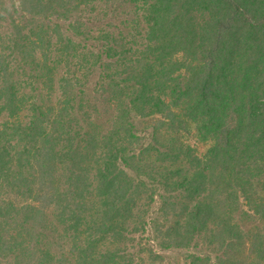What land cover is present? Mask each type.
<instances>
[{
  "label": "trees",
  "instance_id": "1",
  "mask_svg": "<svg viewBox=\"0 0 264 264\" xmlns=\"http://www.w3.org/2000/svg\"><path fill=\"white\" fill-rule=\"evenodd\" d=\"M91 1L21 0V5L31 14L68 18ZM137 1L146 23L142 48L121 67L102 61L98 66L103 78L97 91L113 110L107 124L91 114L78 78H59L55 104L22 90L19 67L8 57L17 51L26 67L27 58L35 59L41 32L32 28L23 34L18 26L9 40L0 36L5 45L0 113L8 117L0 119V191L6 193L0 194V224L9 225L0 231L3 264H27L26 257L33 259L29 264L66 262L43 238L49 208L63 224L77 264H123L117 250L102 249L101 243L109 235L126 237L142 183L165 192L166 211L185 212L184 220L164 231V248L189 246L201 233L223 242L248 235L251 264H264V0ZM54 25L55 46L49 38L41 52L50 90L56 67L48 47L72 54L77 46ZM25 107L29 113L21 117ZM135 115L157 116L175 131L185 129L186 119L196 122L209 149L201 156L190 147L157 149L161 162L186 157L188 168L155 172L146 159L151 147L140 146ZM178 192L196 200L184 204L174 198ZM240 209L262 224L244 233L236 216ZM193 258L192 264H209L208 257Z\"/></svg>",
  "mask_w": 264,
  "mask_h": 264
},
{
  "label": "rangeland",
  "instance_id": "2",
  "mask_svg": "<svg viewBox=\"0 0 264 264\" xmlns=\"http://www.w3.org/2000/svg\"><path fill=\"white\" fill-rule=\"evenodd\" d=\"M139 5L140 2L137 0H92L80 5L79 9L70 17L63 18L57 15L44 16L28 13L22 8L21 0H0V36L6 41L9 40L13 32L18 30V26L22 27L23 34L34 28L37 33L41 32V36H43L41 45H38L32 52L35 59L33 60L32 56L27 58L29 63L26 67L17 51H12L11 56L8 57L15 67H19L17 74L24 84L22 90L33 98L44 100V97L47 103L55 104L61 95L59 78L63 74L75 81H78L76 79L78 78L86 90L85 96L89 97L91 101V105L86 104L90 107L91 114L95 120L107 124L109 118L112 117L113 110L106 108L105 97L101 95L100 91H97L100 80L103 78L102 69L98 66L102 61L105 65L112 64L113 68L121 67L136 57L135 52L139 51L145 42L142 31L146 27L142 10L137 8ZM57 23L66 36L77 42L76 49L72 54H66L67 52L60 54V51L58 54V51H54L53 46L57 39L55 34L59 31L54 29V24ZM35 36L38 37V35ZM49 38L53 46L50 44L47 55L51 64L56 67L52 90L44 86L48 76L45 64L41 61L43 60L41 52L46 48V40ZM6 41L5 44L8 43ZM0 50H5V45L1 42ZM93 63H96L97 66ZM88 68L90 69L88 70ZM28 113L29 110L25 107L21 111V117H25L24 114L27 116ZM0 119L6 121L8 117L5 113H0ZM132 121L136 133L140 136V146L149 145L151 147L146 159L153 164L155 172L166 168L173 169L177 166L188 168L186 157L176 163L161 162L157 158V149L176 147L183 148L182 150L186 152L187 147H190L191 153L199 156L204 155L209 149L210 141L202 138L198 133L196 122L188 119L185 120L187 124L185 129L179 128L178 131L166 124L162 125L157 116L153 115L147 117L135 115ZM130 173L136 177V180L142 178L134 171H130ZM142 186L143 191L133 208V216L126 222V237L123 240H115L109 235L101 243L102 249L117 250L119 256L122 255L123 264H192L193 257L197 255L208 257L209 264H251L253 257L249 252L248 235L233 242H223L201 233L189 246L164 248L162 246L164 231L175 221L184 220L185 212L166 211L164 200L161 197V194L165 192L161 190V193H156L150 183L147 185L142 183ZM0 194L6 195L4 191H0ZM195 196L197 195L195 194ZM174 198L188 205L193 204L196 200L193 197L187 198L180 192L176 193ZM182 203L179 202V204ZM46 214L47 223L50 226L42 228L43 238L47 241L45 244L50 245L48 242L50 239V242L55 245L52 246V250L56 256L66 255V262H61V264H77L75 258L69 254L71 240L67 238L63 224L56 220L54 209H47ZM236 216L246 234L251 232L249 230H255L263 222L256 214L249 217L248 210L245 211V209H240ZM6 226H9L7 222L2 221L0 231ZM33 244L34 242L31 241L29 247H32ZM41 244L42 242L37 246ZM38 255L39 253L36 254V256ZM32 260L26 257L24 262L29 264L28 262H32ZM56 262L55 260L53 263ZM3 263L4 259L0 255V264Z\"/></svg>",
  "mask_w": 264,
  "mask_h": 264
}]
</instances>
